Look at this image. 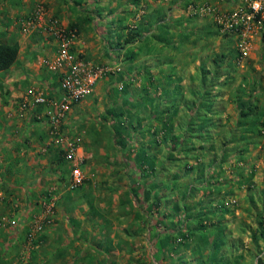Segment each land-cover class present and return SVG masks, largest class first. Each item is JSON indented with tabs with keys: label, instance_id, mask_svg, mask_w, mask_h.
Instances as JSON below:
<instances>
[{
	"label": "rangeland",
	"instance_id": "1",
	"mask_svg": "<svg viewBox=\"0 0 264 264\" xmlns=\"http://www.w3.org/2000/svg\"><path fill=\"white\" fill-rule=\"evenodd\" d=\"M35 8L34 15L11 16L20 34L30 29L32 33V28L38 26L41 18L43 20L44 2H39ZM39 8L41 18L34 20ZM141 9L138 6L136 12L141 14ZM46 30L50 33L49 28ZM56 30L52 35L58 40L57 55L61 39L70 36L72 29ZM0 43H7L1 33ZM52 58L44 62L49 71H52L48 66ZM262 62L264 64L259 60V64ZM60 74H57V82L61 84ZM113 74V71L107 72L97 83L95 88L99 84L102 86L98 93L94 88L72 106L61 128L63 135L72 136L85 149L81 160L88 178L77 188L70 185L72 163L63 157L64 145L51 128V116L63 98L62 89V95L58 91L46 94L41 88L31 90L16 103V112L24 123L17 134V148L10 151L11 161L4 159V163L0 157V170L2 166L6 169V165H11L7 179L0 176V264H229L232 256L238 255L236 233H252L254 227H258V241L262 240L259 245L264 248V222L261 219L264 218V192L258 194L250 185H243L247 189V199H243L245 205L241 208L248 213L253 201L259 205V208L253 207L254 217L259 215L257 219L260 220L253 223L248 220L249 216H245L246 221H222L226 205L237 202L233 199L223 202L213 196L210 198L212 203L195 206L196 198L205 191L195 192L188 188L194 168L191 158L181 156L182 164L172 168L177 152L173 146L177 143H170L171 138L160 142L153 136L148 147L141 149L142 144L147 143V135L143 137L139 126L131 125L134 120L129 118L131 114L140 115L141 105L123 100L125 91L119 80L121 75L117 78L119 86L109 85L106 77L111 78ZM224 77L221 78V89L218 87L220 95H224ZM260 85L264 86V81L257 87L261 88ZM34 92L43 93L48 102L25 107L23 101L30 99ZM260 94L258 104L264 100ZM152 100L148 97L143 100V115L147 118L153 115L147 106L150 101L153 103ZM163 117L170 118L169 114ZM35 119L49 127V138L45 143L37 142L36 147L27 137L28 129L24 126H29ZM157 122L153 121V126L161 124ZM186 139L181 143L185 147L192 143ZM162 163H165L163 167ZM244 167L249 169L248 165ZM9 180H15V185L11 186ZM173 186L182 190L180 200ZM208 194L205 192V196ZM36 218L41 226L34 229ZM30 229L34 231L32 238L28 237ZM254 240L249 242L253 244ZM227 249L233 252L231 257L225 251ZM255 249L258 251L257 245ZM260 253L258 262H262L264 249ZM243 255L251 264V257ZM255 258L253 261L256 262Z\"/></svg>",
	"mask_w": 264,
	"mask_h": 264
},
{
	"label": "crops",
	"instance_id": "2",
	"mask_svg": "<svg viewBox=\"0 0 264 264\" xmlns=\"http://www.w3.org/2000/svg\"><path fill=\"white\" fill-rule=\"evenodd\" d=\"M249 1L0 0V33L5 35L7 43L14 41L20 45L15 64L0 70L2 161H11L10 151L17 148L19 127L24 124L16 112V103L20 98L39 88L46 94L58 91L62 95L61 84L57 82L60 71L47 70L44 62L52 58L58 48V40L52 35L53 30L57 32L56 29L71 28L77 33L72 48L82 58L96 65L122 63V70L114 73L111 78L112 74H109L106 81L109 85L119 86L117 78L121 75L119 80H122L125 91L123 100L130 103L135 101L143 107L144 98L151 99L147 94H164L162 97L154 96L153 103L150 101L147 106L151 110L156 109L159 98L161 108L170 110L163 115L173 116L170 123L174 139L169 140L170 143L175 145L176 142L180 148L185 137L192 141L189 146L177 148L171 166L176 168L182 164V157L191 158L194 168L188 188L195 192L204 190L209 193L207 196L205 192L199 195L194 205L210 204L213 196H218L223 202L233 199L237 202L226 205L229 208L225 207L222 221H246L245 216H249L247 218L252 220L251 223L259 221V215L254 217L256 213L253 206L259 208L256 201L251 203L248 213L241 206L245 205L243 199H247V189L243 185H250L258 194L264 192V100L261 101L262 104L256 102L260 93L264 96V86L257 87V84L264 81V64H259V60L264 61V37L255 29L245 58L246 63L240 65L238 59L233 64L234 58H237L235 55L238 54L237 37L235 34L225 33L230 17L237 8H246ZM39 2H44L45 5L43 20L41 18L38 26L32 28V33L30 29L20 34L11 16L34 15ZM138 6L142 8L141 14L136 12ZM54 21L57 24L54 25ZM46 28L50 29V33ZM132 28H139L141 35L135 40H130L133 37ZM219 57L230 63L229 70L225 73L227 78L224 95L222 102L218 103V111L208 116L202 112L204 99L213 89L220 88L218 82L221 71L219 75H215L216 68L214 69ZM101 87L99 84L94 92L98 93ZM33 121L29 126H24L28 129L27 137L31 138V143L33 141V146L36 147L39 145L37 142L45 143L49 138V127L36 119ZM158 126L161 124H156ZM185 130L190 131L186 133ZM44 134L48 136L44 137ZM150 139V135L145 137L147 145ZM84 150L81 147V155ZM245 165H248V170ZM10 167L11 165H6L5 169L2 166L0 176L7 179ZM9 183L14 186L16 182L9 180ZM173 189L178 192L180 200L182 190L179 186H173ZM261 219L264 222V218ZM254 228L255 232L252 233H236L238 244L235 248L238 255L232 256L229 261L233 252L225 250L230 254L227 260L229 264L231 260H234L232 264L247 263L248 258L245 261L243 254L251 257V264H264V256L262 259L260 257L262 262L257 259L264 249L259 245L262 240L258 243L254 240L253 244L249 242L259 238L258 227ZM254 257L256 262L253 261Z\"/></svg>",
	"mask_w": 264,
	"mask_h": 264
},
{
	"label": "built area",
	"instance_id": "3",
	"mask_svg": "<svg viewBox=\"0 0 264 264\" xmlns=\"http://www.w3.org/2000/svg\"><path fill=\"white\" fill-rule=\"evenodd\" d=\"M40 15L41 11L39 8L34 20H39L41 18ZM31 22L33 21L29 23ZM227 27L238 33L241 51L245 55L248 54L252 33L255 29H258V32L264 31V0H253L250 9L239 8L227 23ZM70 36L63 37L59 52L49 61L48 66L52 70H61L63 73L61 80L63 98L55 107V113L51 116V124L53 134L59 136L57 139H60L62 145H64L66 158L72 162L70 185L77 188L85 182L87 175L81 166L80 145L72 136L62 134L63 122L72 106L91 93L97 82L107 71L118 69L119 66L116 68L109 65L95 66L90 61L81 58L71 48L73 33ZM46 102H48V98L43 93L34 92L30 99L25 98L23 105L26 107L31 103L43 104ZM38 218L41 219L42 217ZM38 218L35 219L37 223L34 229L41 226ZM13 222L15 223L16 221ZM33 235L34 231L31 229L28 237L32 238Z\"/></svg>",
	"mask_w": 264,
	"mask_h": 264
},
{
	"label": "trees",
	"instance_id": "4",
	"mask_svg": "<svg viewBox=\"0 0 264 264\" xmlns=\"http://www.w3.org/2000/svg\"><path fill=\"white\" fill-rule=\"evenodd\" d=\"M141 6L143 8L145 7L143 4ZM131 33H132L131 35L133 37H130L131 38L130 40H132L133 38L135 40V39H137V38H139L141 36L140 32H139V28L132 29ZM143 38H144V35H143ZM19 52H20V45H19L18 42H14V43H0V70L8 69L11 66H13L14 63L17 61L18 57H19ZM235 57H236V55H235ZM235 60H236V58H234V63L233 64H236ZM231 61H233V60H231ZM224 62H225V60L223 59V57H219V58L216 59V64H215V67H214V69L216 68L215 75H219V71H221L220 72L221 78L229 70L228 64H230V63L229 62H225L224 63ZM223 63H224V65H223ZM226 64H227V66H225ZM221 78L219 79L218 85L221 84ZM226 78L227 77L225 75L224 81L226 80ZM122 91H124V89ZM119 92H121V91H119ZM147 95L149 97H151L150 100H152V96H154L155 94H147ZM183 100L186 102V98L185 97H183ZM157 101H158L157 103H159L157 105V108L153 109V110H151L152 108H150V110L153 112V115H151L150 118H147L145 115H143V107L139 108L138 111H140L139 112L140 115H138L137 117H135L132 114L129 115V118L131 116L130 119L134 120L131 125L139 126L140 132H141V134H143V137H145L146 135H150V137H153V136L155 137L156 136L157 140L161 142L162 140L163 141L164 140L167 141L166 138H169L171 136L172 137L171 140H172V139H174V135H172V126H171V123L169 121H167V120L168 119L170 120L171 117H173V116L169 115L170 118H164L163 115L166 114L167 112H170V110L167 109V108L162 109L161 108L162 104H161V101L159 100V98H157ZM168 101L169 100H167V102ZM204 101H205L204 102L205 105H203V111L202 112H203V114L205 113L208 116H211V115L217 113V111H218V109H217L218 103L222 102V95H220V93L218 92V89H213L212 92L207 94L206 99H204ZM214 106H215L216 110L213 109ZM245 113H247V112H244V114ZM149 115H150V113H149ZM153 119H156L155 120L156 122H157V120L160 121L161 122V126H158V127L153 126ZM203 123L205 124V122H203ZM131 137H133L132 133H131ZM159 138H161V139H159ZM146 145L147 144H142L141 149H143V147L145 148ZM147 147H148V145H147ZM175 148L177 149L178 147L177 146H173V149H175ZM178 149H181V148H178ZM143 156H145V155H143ZM16 224H17V221H16ZM18 226H19V223H18ZM30 231H31V229H30ZM258 237H259V235H258ZM258 239L259 238L256 237L255 240H257V242H258Z\"/></svg>",
	"mask_w": 264,
	"mask_h": 264
},
{
	"label": "clouds",
	"instance_id": "5",
	"mask_svg": "<svg viewBox=\"0 0 264 264\" xmlns=\"http://www.w3.org/2000/svg\"><path fill=\"white\" fill-rule=\"evenodd\" d=\"M252 2H253V0H250V1H249V4L246 6V8H245V7H240V8L250 9V5L252 4ZM238 9H239V8H237V10H238ZM237 10H236V11H237ZM236 11H235V12H236ZM235 12H234V13H235ZM258 15H260V14H258ZM232 16H233V15H232ZM232 16L230 17V19L232 18ZM230 19H229V21H230ZM229 21H228V22H229ZM132 29H134V28H132ZM72 33H73V35H74V37H72V39H74L75 36H76L75 30H71L70 35H71ZM225 33H226V34H229V35H230V34H235V35H236V37H237V47H238V54H237V56H236V57H237L236 59H238V63H239V62H240V63H244V62L247 60V59H245V58L247 57L248 54L245 55V54H243L242 51H241V48H240V46H239V43H240V36L238 35V33H237L236 31H234L233 29H229V28H228V30L225 31ZM261 34H262V36L264 37V31L261 32ZM69 37H71V36H69ZM72 42H73V41H72ZM250 44H251V41H250ZM71 48H72V43H71ZM72 49H73V48H72ZM73 50H74V49H73ZM249 50H250V49H249ZM74 51H75V50H74ZM57 53H58V52H57ZM76 53H77V52H76ZM248 53H249V52H248ZM55 55H56V54H55ZM55 55H54V56H55ZM78 55L80 56L79 53H78ZM80 57H81V56H80ZM53 58H54V57H53ZM53 58H52V59H53ZM81 58H82V57H81ZM52 59H51V60H52ZM83 59H85V58H83ZM51 60H50V61H51ZM91 63H92V62H91ZM245 63H246V62H245ZM93 65H94V64H93ZM104 65L115 66V68H116L117 66H119L118 69L109 70V71H113L114 73H118V72H120V71L122 70V63H119V62L111 63V64H104ZM95 66H98V65H95ZM50 70H52V69H50ZM52 71H53V72H56V71H60V70H52ZM109 71H107V72H109ZM107 72H106V73H107ZM60 73H61V78H62V74H63L62 71H60ZM106 73H105V74H106ZM105 74H104V75H105ZM104 75H103V77H104ZM103 77H102V78H103ZM102 78H101V79H102ZM101 79H100V80H101ZM100 80H99V81H100ZM99 81H98V82H99ZM98 82H97V83H98ZM96 85H97V84H96ZM96 85H95V86H96ZM94 88H95V87H94ZM94 88H93V90H94ZM61 89H62V88H61ZM93 90H92V91H93ZM36 93H37V92H36ZM51 128H52V127H51ZM262 131L264 132V127H263V126H262ZM52 133H53V132H52ZM78 143H79V142H78ZM79 145H80V143H79ZM81 147H82V146L80 145V151H79V156H80V157H81V154H80V152H81ZM62 150H63V153H64V158H66L64 147H63ZM66 159H67V158H66ZM67 160H68V159H67ZM68 161H69V160H68ZM69 162H71V161H69ZM71 163H72V162H71ZM81 166H82V164H81ZM82 168H83V167H82ZM71 169H72V164H71ZM83 170H84V169H83ZM84 171H85V170H84ZM85 173H86V172H85ZM86 175H87V173H86ZM87 178H88V175H87ZM87 178H86V179H87ZM85 181H86V180H85ZM34 221H35V220H34Z\"/></svg>",
	"mask_w": 264,
	"mask_h": 264
}]
</instances>
